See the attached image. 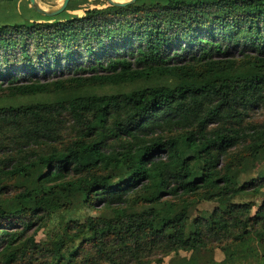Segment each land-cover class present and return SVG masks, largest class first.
<instances>
[{
	"label": "trees",
	"instance_id": "1",
	"mask_svg": "<svg viewBox=\"0 0 264 264\" xmlns=\"http://www.w3.org/2000/svg\"><path fill=\"white\" fill-rule=\"evenodd\" d=\"M16 1L37 17L0 24V264H264L241 198L264 189V0Z\"/></svg>",
	"mask_w": 264,
	"mask_h": 264
},
{
	"label": "rangeland",
	"instance_id": "2",
	"mask_svg": "<svg viewBox=\"0 0 264 264\" xmlns=\"http://www.w3.org/2000/svg\"><path fill=\"white\" fill-rule=\"evenodd\" d=\"M39 1V0H38ZM63 0H55L54 1V5H50V4H45L43 2H40V4L46 8H55L57 6H59L61 4ZM84 11L83 10H79L78 14L79 15H83ZM31 17H37L36 13L33 12L30 8L27 7H21L19 5V3L17 4L16 0H10V1H3L0 0V24L2 23H23V22H27L30 20ZM64 72L63 69H59L54 72H52L51 70H49V76L47 78H45L46 76H44L43 74L40 75V78L42 80H46V79H52V78H58L62 75V73ZM64 75H67V73L65 72ZM85 92L84 91H68V92H62L59 93L58 95L61 98L64 99H69V98H73L76 96H80L83 95ZM256 118L259 119H264V113L261 111H258L256 113ZM158 181H155L153 184V190L155 192H158V188L156 187L158 185ZM243 198V201L245 202H257L258 204L261 203L262 199L264 198V189L255 195H246L241 197ZM103 203H99L97 209L95 210L93 213L97 214V215H102L104 217L110 218L115 216L114 212L112 211H108V210H102L100 206H102ZM199 206V212L200 214L205 217V218H210L211 216V210L214 208V204L210 203V202H203L201 204H198ZM145 207H139L136 208L135 211H141L143 210ZM85 209H82L81 211H79L78 213H84ZM61 222V218H57L54 217L52 222H50V225L48 227H44V229H42L39 234H38V239H44L50 236H53L56 234V232L58 231L60 225L59 223ZM262 242H264V238L261 239ZM259 246L258 245H254L250 248V251L252 250H258ZM222 252L218 253L219 258L222 257ZM182 264H197V260L195 258H189L186 262L182 263Z\"/></svg>",
	"mask_w": 264,
	"mask_h": 264
},
{
	"label": "water",
	"instance_id": "3",
	"mask_svg": "<svg viewBox=\"0 0 264 264\" xmlns=\"http://www.w3.org/2000/svg\"><path fill=\"white\" fill-rule=\"evenodd\" d=\"M31 7L38 13L45 16H56L62 13L68 6L70 0H63L61 4L55 8H46L40 4L38 0H29ZM109 3L116 6H126L128 4H133L137 0H125V1H116V0H107Z\"/></svg>",
	"mask_w": 264,
	"mask_h": 264
},
{
	"label": "bare ground",
	"instance_id": "4",
	"mask_svg": "<svg viewBox=\"0 0 264 264\" xmlns=\"http://www.w3.org/2000/svg\"><path fill=\"white\" fill-rule=\"evenodd\" d=\"M116 1H125V0H116Z\"/></svg>",
	"mask_w": 264,
	"mask_h": 264
}]
</instances>
